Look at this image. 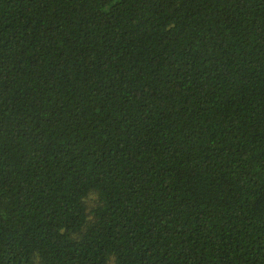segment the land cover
<instances>
[{
  "label": "trees",
  "instance_id": "16d2710c",
  "mask_svg": "<svg viewBox=\"0 0 264 264\" xmlns=\"http://www.w3.org/2000/svg\"><path fill=\"white\" fill-rule=\"evenodd\" d=\"M0 264H264V0H0Z\"/></svg>",
  "mask_w": 264,
  "mask_h": 264
}]
</instances>
